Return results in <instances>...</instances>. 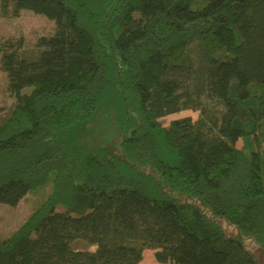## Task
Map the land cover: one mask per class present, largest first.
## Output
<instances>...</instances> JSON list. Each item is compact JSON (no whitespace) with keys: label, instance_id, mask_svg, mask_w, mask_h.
Here are the masks:
<instances>
[{"label":"trees","instance_id":"16d2710c","mask_svg":"<svg viewBox=\"0 0 264 264\" xmlns=\"http://www.w3.org/2000/svg\"><path fill=\"white\" fill-rule=\"evenodd\" d=\"M24 11L54 28L0 37V204L50 190L0 264H262L264 0H0Z\"/></svg>","mask_w":264,"mask_h":264},{"label":"rangeland","instance_id":"374dc122","mask_svg":"<svg viewBox=\"0 0 264 264\" xmlns=\"http://www.w3.org/2000/svg\"><path fill=\"white\" fill-rule=\"evenodd\" d=\"M54 22L47 17L39 14H33L29 11H24L17 18L0 17V37H21L27 41L28 46H33L37 37L47 35L52 32ZM12 102L8 92L6 91V78L0 71V109L7 107ZM199 115L198 111L182 110L180 112L167 115L160 118L163 125L167 126L173 119L192 117L194 120ZM238 147L241 146V141L238 142ZM50 190L49 186H44L32 192H29L17 206H9L0 204V236L5 235L8 231L18 227L24 219L41 203L44 197ZM56 211L61 213H71L73 210L68 209L64 205H59ZM48 221L45 219L39 229L43 228ZM39 233L35 231L34 235ZM231 234V233H230ZM80 246L81 244H76ZM248 249L259 255V259L264 264V254L250 241L246 242Z\"/></svg>","mask_w":264,"mask_h":264},{"label":"crops","instance_id":"0c3cea01","mask_svg":"<svg viewBox=\"0 0 264 264\" xmlns=\"http://www.w3.org/2000/svg\"><path fill=\"white\" fill-rule=\"evenodd\" d=\"M91 248H94L93 246ZM154 250L153 249H146L144 251L143 259L139 264H168V263H161L156 260L155 255H154Z\"/></svg>","mask_w":264,"mask_h":264}]
</instances>
